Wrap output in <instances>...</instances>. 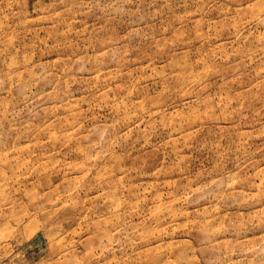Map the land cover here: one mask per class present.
<instances>
[{"label": "rangeland", "instance_id": "rangeland-1", "mask_svg": "<svg viewBox=\"0 0 264 264\" xmlns=\"http://www.w3.org/2000/svg\"><path fill=\"white\" fill-rule=\"evenodd\" d=\"M0 264H264V0H0Z\"/></svg>", "mask_w": 264, "mask_h": 264}]
</instances>
